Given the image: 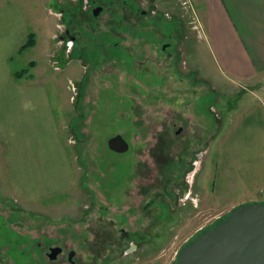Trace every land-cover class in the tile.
<instances>
[{"label":"rangeland","instance_id":"374dc122","mask_svg":"<svg viewBox=\"0 0 264 264\" xmlns=\"http://www.w3.org/2000/svg\"><path fill=\"white\" fill-rule=\"evenodd\" d=\"M59 1L39 0L32 10L43 39L52 45L50 55L44 56L43 46L25 57L40 64L41 78L33 79L41 80L51 99L75 184L48 203L25 205L10 185L0 154V264H73L72 252L74 264H176L182 248L229 216L200 211L196 192L185 203L180 197L204 170L199 169L205 165L202 159L196 166L199 175L189 172L192 162L195 167L198 158L207 157L206 149L221 129L213 114V132H189L191 104L196 110L205 102L233 109L245 94L264 97V81L236 84L224 98L222 90L202 76L194 61L196 43L204 44L198 63L204 69H211L212 63L194 22L202 21L195 0H107L98 18L81 0L68 6ZM168 5L174 7L171 12L162 8ZM26 11L30 16L29 8ZM68 27L78 38L70 57L66 47L55 50ZM104 65L113 69L105 78L109 84L100 85ZM156 70L160 74H154ZM156 86L158 100L152 96ZM168 103L182 111L170 113L179 122H169V113H164ZM42 121L34 125L29 119L32 128L27 132H39ZM180 127L184 130L177 135ZM118 135L130 147L124 154L108 146ZM187 141L190 147L185 148ZM57 153L50 155L53 179L67 175L65 162L54 166ZM41 169L47 174L46 166ZM56 247L64 252L52 261L48 255Z\"/></svg>","mask_w":264,"mask_h":264},{"label":"crops","instance_id":"0c3cea01","mask_svg":"<svg viewBox=\"0 0 264 264\" xmlns=\"http://www.w3.org/2000/svg\"><path fill=\"white\" fill-rule=\"evenodd\" d=\"M195 2L206 34L205 38L201 37L212 63L211 69H204V65L198 63L204 52V44L199 46L196 43L194 61L200 65L198 68L202 76L210 80L211 86L220 88L224 98L236 84L263 82L264 0ZM38 3L39 0H27L24 7L22 0H0V154L10 173V185L25 205L48 203L75 184L74 176L70 173L72 164L62 143L60 124L54 118L51 99L47 90L44 91L46 87L41 85V80L33 79L36 75L41 78L40 64L36 58L29 61L25 57L43 46L46 57L50 55L48 51L52 47L43 39L41 25L38 26L37 16L32 12L38 8ZM168 6L162 8H168L167 12H171L174 7ZM26 8H29L30 16ZM31 34L36 40L34 47L22 51ZM159 72L156 70L154 74ZM152 81L154 83L155 79ZM152 91L153 99H160V87L156 86ZM202 93L208 94V91ZM30 97L35 101H28ZM238 100L237 106L229 110L216 102L220 113L215 107L216 103L207 105L205 102L197 110L192 103L187 115L190 119V123H186L189 132L196 129L213 132L210 124L213 123V114L217 116L221 129L215 131V139L206 149L207 157L202 156L205 162L199 168L202 170L205 166L202 174L199 175L200 170L195 171L199 175L198 181L194 176L190 188L184 189L180 197L185 203L196 192L198 202H202L199 210L212 216L214 214L217 218L229 214L241 204L264 203V97L252 98L245 94ZM162 103H167L165 98H162ZM40 104L42 106L39 108ZM172 111L174 115L182 114L168 103L164 108L165 115L169 113V122L178 121L171 118ZM29 119L33 120L34 125L43 120L42 126H38L39 132H27L32 128L31 123L27 122ZM174 128H177L176 124ZM148 134H152L151 139L155 137L154 132ZM54 150L58 152L54 166L67 164V175L58 179L50 178L54 162L50 155ZM42 166L48 168V175L41 169ZM153 200L149 202L150 205L155 202ZM196 207L199 208V204ZM163 209L168 211V206L164 205Z\"/></svg>","mask_w":264,"mask_h":264},{"label":"water","instance_id":"95a60500","mask_svg":"<svg viewBox=\"0 0 264 264\" xmlns=\"http://www.w3.org/2000/svg\"><path fill=\"white\" fill-rule=\"evenodd\" d=\"M108 146L120 154L130 148L120 135L111 138ZM62 252L60 247L52 248L48 257L56 261ZM74 256L72 252L71 261ZM176 264H264V203L234 208L226 219L182 248Z\"/></svg>","mask_w":264,"mask_h":264},{"label":"flooded vegetation","instance_id":"af4514ba","mask_svg":"<svg viewBox=\"0 0 264 264\" xmlns=\"http://www.w3.org/2000/svg\"><path fill=\"white\" fill-rule=\"evenodd\" d=\"M81 1L83 3L82 4L83 7L88 8L89 9L88 12L91 11V13H93L94 17H96V18H98V16L100 14H102L103 9H105V5H107V0H81ZM71 2L78 3V1H75V0H62V1L60 0L59 1L60 4H65V5H67V4L69 5V3H71ZM138 6H142V5L141 4H138ZM143 6H145V5H143ZM57 15H58V18H61L63 16L62 13H57ZM63 26H65V25H63ZM70 31L71 30L68 27L67 30H65V32H63V36L60 37L59 40L57 41L58 44H57V47L55 49L56 52H57L58 50L60 51L61 48H65L66 47L65 48L66 49L65 53H66L67 57L68 56L69 57L71 56V54L73 53L72 50L74 49L75 45L78 42L77 41L78 40L77 33L70 32ZM57 39H58V37H56V40ZM56 52H54L53 54L55 55ZM115 68H116V66H115ZM115 68H114V72H116L115 71L116 70ZM112 69L113 68L111 66H107V65L102 66V69L99 71V73H101V75H102V76H100V85L101 84H107V83L109 84V81L105 80V78H106L107 74L110 73V71L112 72ZM116 75L119 77L120 73L116 72ZM100 90H101V88H100ZM182 131H183V129L182 128L181 129L179 128V130L177 132V135L182 134ZM165 133H168V132H165ZM188 145H189V143L187 141V143H185V148H188L189 147ZM202 159L203 158H198V161L196 160L195 167H193V163L194 162H192V168L193 169H190L189 172L196 170L197 169L196 166L200 164V162H201ZM183 191H185V190L183 189ZM62 250L64 252V249H62ZM71 262L74 264V261H71Z\"/></svg>","mask_w":264,"mask_h":264},{"label":"trees","instance_id":"16d2710c","mask_svg":"<svg viewBox=\"0 0 264 264\" xmlns=\"http://www.w3.org/2000/svg\"><path fill=\"white\" fill-rule=\"evenodd\" d=\"M35 42H36V40H35V36H34V34H31V35L29 36L28 41H27L26 44L23 46L22 51H24V50H26V49H28V48L34 47Z\"/></svg>","mask_w":264,"mask_h":264}]
</instances>
